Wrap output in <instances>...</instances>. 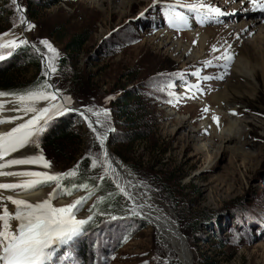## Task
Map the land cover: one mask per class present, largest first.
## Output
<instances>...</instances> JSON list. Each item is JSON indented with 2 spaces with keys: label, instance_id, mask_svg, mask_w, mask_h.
Masks as SVG:
<instances>
[{
  "label": "rangeland",
  "instance_id": "rangeland-1",
  "mask_svg": "<svg viewBox=\"0 0 264 264\" xmlns=\"http://www.w3.org/2000/svg\"><path fill=\"white\" fill-rule=\"evenodd\" d=\"M49 1L18 0L27 13V21L35 25L30 31H24L25 26L19 25V15L10 0H0V34L14 33L29 41L28 45L21 46L13 55L0 61V69L12 64L20 66L23 62L19 61L18 52L24 47L36 55H50L40 44L41 40H47L60 54L56 61L57 73L48 80L54 85L51 91L58 90L59 98H70L68 107L109 112L112 153L176 215L175 220L187 241L193 263L264 264V78L257 71L254 93L244 85L241 89H229L230 102L238 110V114L232 117L234 126L229 134L225 127L208 129L209 125L215 124L212 120L214 114L204 113L202 110L207 107L200 101L210 103L212 96L224 92L229 82L235 84L230 70L234 62L222 79L205 81L194 75L199 72L201 76H219L225 72L222 61L215 59L220 52L222 54L230 46L242 51L244 44L264 41V12L252 11L249 0H227L228 4H234L221 9L226 15L207 26L206 22L201 23V17L178 6L175 11L188 18V27L177 31L169 27L165 15V6L176 3V0H159L155 7L153 0H62L50 8H43ZM212 1L207 4L225 6L220 3L222 0ZM258 18H261L260 22ZM13 21L17 26L14 27ZM252 21L255 22L253 30L244 31L239 38L233 33L229 38L224 36L228 26L238 27ZM197 23L201 26H196ZM196 32L206 36L204 51L200 52L197 43L189 39L190 34ZM163 33L171 37L166 39ZM79 34L87 36L82 49L74 53L67 51V42ZM219 44L220 51L213 52L212 49ZM209 60L212 64L205 66ZM44 71L43 66L37 69L32 64H22L9 76L5 88L0 84V91L24 92L46 79L42 74ZM169 84L171 89L167 87ZM195 84L200 85V91L196 92L195 99H189L195 90L186 89ZM124 89L138 91L147 103L156 129L147 143L129 145L122 137L125 130L123 120H116L112 108ZM174 97L182 99L177 102ZM58 102L41 101L36 107ZM6 106L11 107L10 104ZM218 112L223 114L224 110ZM13 114L22 115L19 112ZM28 118L30 116L24 117L25 120ZM104 119L99 117V120ZM60 121H70L72 134L76 137L72 151L63 152V160L49 154L42 141L48 130ZM94 122L104 133L98 118ZM19 123L22 121L0 125V130L8 131ZM193 134L199 136L198 141L191 138ZM231 136L235 141H226L225 138L231 139ZM38 143V148L27 150L33 154L42 152L51 163L47 170L51 173L68 172L85 158L88 161L86 171L82 173L79 165L78 175L63 183L88 184L94 193L77 213V219L86 220L89 216L92 219L83 226L80 235L61 246L54 256H61L69 250L67 257H70L82 244L90 247L94 242L95 249L107 242L112 246L106 253V264H180L168 256L159 235L147 222L142 228L143 218L132 214L134 208L125 198L122 197L126 205L122 201L117 206L124 217L108 219L103 216L104 220L99 222L94 217L98 189L104 182H111L104 167L99 166V161L103 160L101 148L92 143L80 116L68 111L56 115L40 134ZM152 143L157 144L160 154L150 152ZM204 144H207V150L200 149ZM93 160H97V167L92 166ZM159 172L167 175L160 176ZM101 176L104 178L100 179ZM166 178L172 181L168 182ZM177 178L181 179L179 186ZM92 179L101 185L91 186ZM51 191V187H44L36 192L47 198ZM102 192L108 197L115 194L107 186H103ZM116 193L122 196L120 191L116 190ZM82 196L87 197L88 190L61 196L52 203L70 204ZM205 257L210 259L205 262Z\"/></svg>",
  "mask_w": 264,
  "mask_h": 264
},
{
  "label": "snow or ice",
  "instance_id": "snow-or-ice-1",
  "mask_svg": "<svg viewBox=\"0 0 264 264\" xmlns=\"http://www.w3.org/2000/svg\"><path fill=\"white\" fill-rule=\"evenodd\" d=\"M19 15V25H24V31H30L35 25L29 23L24 17V9L19 5L18 0H10ZM157 0H153V7L156 6ZM252 5V11L264 12V0H249ZM183 7L187 11L195 13L201 17V23L209 20H217L226 15L218 7H212L203 0L200 2L184 3L183 0H176V3L165 6V15L169 21V27L177 31L188 27V18L185 15L177 13L176 7ZM14 27L17 26L13 21ZM29 44L27 39H21L14 33L5 32L0 34V61L6 56L13 55L21 46ZM40 44L47 49L48 54L42 56V63L45 71L42 73L46 79L43 82H37L24 92H4L0 91V125L13 124L17 120L23 121L16 124L8 131L0 132V178L13 177L15 182H0V264H51L53 257L61 246L69 244L75 237L81 234L83 226L87 224L92 216L85 219H77V213L88 199L94 194L88 184H65L63 183L70 177H76L79 171V165L65 173H51L47 171L51 168V163L45 159L42 152L37 154H28L27 149L39 147L38 138L45 131L46 126L56 115H63L68 111V105L71 99L60 97L62 102L49 103V106L37 108V103L41 101H57L59 92L51 91L54 85L48 80L51 75L57 73L56 61L59 59V53L47 40H41ZM35 48V45L32 46ZM5 50H7L5 52ZM213 52L219 51L217 48ZM234 54L225 49L216 60H223L221 65L225 72L219 76H201L199 72L194 73L198 80L222 79L227 73V69L233 60ZM212 61L205 62V66H210ZM169 89L172 85H167ZM195 90L189 99L196 98V92L200 91V85H189L187 90ZM202 94V93H201ZM170 95H173L170 93ZM7 98V99H4ZM177 102L182 98L174 97ZM171 103L172 101H168ZM6 104L11 107L6 109ZM19 112L22 115L5 118V111ZM86 112L92 113L98 118L99 126L105 129L104 133L97 134L95 139L99 141L101 148L104 147L107 133L112 131L108 126L109 113L106 110H94L93 108L85 109ZM209 111L203 109L204 113ZM84 116L83 113H81ZM236 115V113H232ZM30 116L27 120L24 117ZM103 116L104 120H99ZM84 119L88 118L84 116ZM213 122L219 125V118L213 116ZM89 127L93 132L96 129L90 123ZM19 153V157H13V154ZM104 159L99 161V166L104 167L105 175L111 170H116L108 162V153H103ZM13 157V158H8ZM19 166H30L24 170H9ZM93 167H97V160H93ZM36 168L43 170H35ZM104 177L101 176L100 179ZM44 187H51L52 191L48 197L40 202H30L24 199H17L16 196L31 194L32 191L42 190ZM119 187V185H118ZM81 189L88 190L87 197H79L72 203L55 206L52 201L59 199L61 196H72L74 192ZM121 192L125 189L121 188ZM5 191L12 194L5 195ZM128 197H132L128 192ZM102 199V198H101ZM100 201L98 200L97 203ZM14 206V211H10L8 204ZM138 207H150V205L140 204ZM133 215H140L135 208L132 210ZM115 219V217H113ZM15 222V226H13Z\"/></svg>",
  "mask_w": 264,
  "mask_h": 264
},
{
  "label": "bare ground",
  "instance_id": "bare-ground-1",
  "mask_svg": "<svg viewBox=\"0 0 264 264\" xmlns=\"http://www.w3.org/2000/svg\"><path fill=\"white\" fill-rule=\"evenodd\" d=\"M210 2L213 3L212 0L206 1V3L208 4ZM220 3L224 4L225 6L220 7V5H216L215 7L219 6L218 8L222 9V8L229 7L230 5L234 4V2H231L228 4L227 0H222ZM258 19L260 22L261 18H258ZM233 20L235 21V18ZM254 27H255V22L253 21L251 23L249 22V24L247 25L243 24V25H239L238 27L228 26L226 28L228 32L224 36L225 37L227 36L226 38H229L231 34L233 33V34H236L235 36L237 38H239V36H241L242 33H244V31L246 32V31L253 30ZM163 36L166 39L171 37L167 33H163ZM189 39L197 43V45L199 46L200 52L204 51L207 48L204 46L207 41L206 36L204 34L199 33V32L198 33L196 32L193 34L191 33L189 36ZM220 47H221V44L217 46V49ZM227 49L229 50V52L234 54V57L232 60V62L234 63L232 64V68L230 70H231V79L234 80L235 84H232L231 82H229L228 85L225 87L227 89L222 93L219 92L213 95L210 103L203 101V100L200 101V103H202L203 106L205 105L209 109V112H212L215 117L219 118V125H217V123H215L214 125L213 124L209 125L208 129L213 130V129H216L217 127H225L226 131L229 132L230 134L232 133L231 131L232 125L234 126V123H232V117H235L238 114V110L230 102L229 97L231 94H229V89H241L242 85H244L246 87H249L251 92L253 93L255 92L254 83L256 84L257 82L256 81L257 71H260L262 77L264 78V41L261 40L257 42L256 41L252 42L247 45L244 44L242 51L232 46L227 47ZM222 52H224V50ZM220 55H221V52H220ZM221 61H222L221 64H224V61L223 60ZM57 101L62 102L59 98V95H58ZM7 108L9 107L6 106V109ZM85 109H88V108L77 109L78 114H79L78 116H80L83 119L86 125V128L92 138V143L95 142L101 148L99 141L95 139L97 134L102 133L100 129L96 127V124L94 122V119H96L97 117L95 115H92V113L90 112H86ZM219 109H223L224 113L220 114L218 112ZM81 113H83L84 116H86L88 119L85 120L84 116H82ZM232 113H236V115H232ZM3 116L5 118H9V117L14 116V114L12 111L6 110L3 113ZM178 122H181V121H178ZM90 123L96 129L95 132H93L92 128L89 127ZM0 132H4V131L0 130ZM198 137L199 136L197 134L195 135L193 134L191 138L194 141H198ZM225 139L228 142L235 141L234 136L233 137L231 136V139L230 138H225ZM200 149L207 150L208 149L207 144H204L203 146H201ZM225 149L226 147H224V150ZM26 151L28 154H33L29 152L28 150ZM101 151L102 153L106 151L105 144H104V147L101 148ZM19 155H20L19 153H15L13 154V157H19ZM13 157H8V158H13ZM103 159H104V156H103ZM114 160L115 161H113L108 155V162L112 164V167L115 170L116 168L114 166V162L121 164L124 167L123 163L120 161V159H118L117 156ZM29 167L30 166H19L18 168L9 169V170H24V169H28ZM35 170H43V169L36 168ZM130 174L133 175L131 172ZM106 176L117 187L119 185L118 191H120V193L124 195L123 198H125L128 201V203H130V205H132L133 208H135L136 211L140 212L139 216H141L143 220H145L148 223V225H150V227H152L155 230V232L159 235L161 242L163 243L167 251L168 256L173 257L174 259L178 260L180 264H194L193 256L188 248L187 241L185 237L180 233V229L175 220V216L172 210L166 204H164L154 192L150 191L149 189H146L145 191L141 193L138 190V187L136 186V184L132 183L129 180L124 179L123 176L118 172V170H116L115 172H112L111 170H109ZM15 180L16 178H13V177L0 178V182H15ZM121 188H124L125 191L121 192L120 190ZM128 192H131L132 197H134L135 199L129 198ZM4 194L8 195L12 193L5 191ZM15 198L28 200L33 203L40 202L46 199V197H44L41 192L39 193L36 191L34 192L32 191L31 194L16 196ZM66 204L62 202L60 204H56L55 206H63ZM140 204L150 205V207L140 208L138 207ZM7 206H9L10 211H14V206H12L10 203ZM13 226H15V222H13Z\"/></svg>",
  "mask_w": 264,
  "mask_h": 264
},
{
  "label": "trees",
  "instance_id": "trees-1",
  "mask_svg": "<svg viewBox=\"0 0 264 264\" xmlns=\"http://www.w3.org/2000/svg\"><path fill=\"white\" fill-rule=\"evenodd\" d=\"M62 0H51L44 4L43 8H50ZM29 17H32L29 15ZM87 41V36L85 34H79L72 37L66 44L65 48L67 51L74 53L79 52L84 44ZM21 60L25 66L30 64L34 65L37 69H40L41 62L39 57L33 52L30 48L24 47L18 52ZM21 64V65H22ZM20 65V66H21ZM19 65L12 64L7 68L0 69V84L2 88H5L6 84L9 82L8 78L14 72L20 69ZM145 99L142 95L136 90L124 89V92L120 97H118L113 104L112 113L116 120H123V126L125 130L123 131V139L129 145L134 143H147L150 141V138H153L155 132L154 124L151 122L150 115L147 110V103H144ZM74 118V117H73ZM72 123L70 121H60L58 124L53 125L48 132L43 136L42 141L46 151L55 156L56 159H62L64 156L63 152L69 151L72 148V142L75 140V136L72 134ZM153 140V139H152ZM111 144V140L109 141ZM153 145L150 148V152H159V147L157 144L152 143ZM74 149V148H73ZM72 151V150H71ZM67 161L72 162L73 159H68ZM74 162V161H73ZM78 164L81 166V171L84 173L88 168V161L82 159ZM166 176L167 174L159 172ZM83 176V175H82ZM168 182L172 181L170 178H166ZM89 184L91 186H100L101 184L97 182L96 179H92ZM176 184L178 186L181 184V179H176ZM104 187L111 188L115 193L113 197H108L104 195V192L101 193ZM98 200L96 202L95 208L93 207L94 217L97 221L104 220L103 216L109 218H118L124 217L121 211L117 209V206L123 201L126 205V202L120 194L116 193V189L109 182H104L102 187L98 189ZM168 191V190H167ZM169 192V191H168ZM102 198V199H101ZM96 208H98L96 210ZM96 212V213H95ZM104 217V218H105ZM142 228H144L147 223L146 221L141 220ZM90 247H86L84 244L80 245L76 252L72 253L70 257H67L70 254V251H65L61 256H54L51 264H106L108 257L106 253L110 250L112 244L102 242L95 249H93L94 242L91 243ZM210 258L205 257L204 260L207 262ZM211 264H216L211 262Z\"/></svg>",
  "mask_w": 264,
  "mask_h": 264
},
{
  "label": "water",
  "instance_id": "water-1",
  "mask_svg": "<svg viewBox=\"0 0 264 264\" xmlns=\"http://www.w3.org/2000/svg\"><path fill=\"white\" fill-rule=\"evenodd\" d=\"M24 17L26 18L27 20V13L26 11L24 10V13H23ZM37 56L39 57L40 59V62H41V66L44 67V64L42 63V56L41 55H38ZM68 107V106H67ZM68 112L72 115H79L78 114V110L77 109H81L80 108H72V107H68ZM80 111V110H79ZM108 112V111H107ZM109 113V112H108ZM110 134H111V131L107 133V136H106V139H105V149H106V152L108 153V155L110 156V158L115 161L114 159L116 158V155L114 153H112L111 151V148H110V144H109V141H110ZM114 166L116 168V170H118V172L123 176L124 179L126 180H129L131 181L132 183L136 184V186L138 187V190L142 193L143 191H145L147 188L145 185H143L142 183H140L138 181V179H136V177L134 175H131L130 172L128 170H126L121 164H118L116 162H114ZM111 184L114 186V188L116 190H118V187L112 182L110 181ZM122 197H124V195L122 194ZM175 218H176V215L174 214ZM143 220V219H142ZM145 221V220H144Z\"/></svg>",
  "mask_w": 264,
  "mask_h": 264
}]
</instances>
